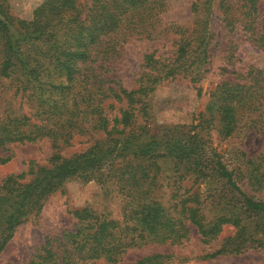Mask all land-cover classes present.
I'll list each match as a JSON object with an SVG mask.
<instances>
[{
    "label": "trees",
    "instance_id": "16d2710c",
    "mask_svg": "<svg viewBox=\"0 0 264 264\" xmlns=\"http://www.w3.org/2000/svg\"><path fill=\"white\" fill-rule=\"evenodd\" d=\"M248 4L254 11V2L248 0ZM164 9L162 0H42L30 19L23 20L11 17L0 0V149L47 140L57 150L73 137L93 140L69 158L54 152L47 169H28L25 175L34 177L27 184L18 182L24 174L0 182V251L26 214L37 211L40 199L63 180L72 176L89 180L91 174L103 171L121 196L122 226L86 207L73 210V229L44 239L27 264H91L98 259L113 264L129 249L150 240L158 244L179 240L188 233L187 225L196 230L202 244L222 226L232 227L229 243L205 257L237 251L238 246L232 245L236 240L250 244L258 241L255 235L264 237V202L245 193L249 188L264 191V168L260 167L264 152L245 161L248 176L242 191L218 159L204 155L195 134L184 136L176 131L164 142L150 132L144 134L142 128L137 135L125 134L135 123V114L145 115L139 96L151 91L157 80L180 74L194 86L206 71L203 67L210 55L204 19H196L190 29L164 23L159 18ZM244 24V30L252 31L244 39L264 52V33H253V22ZM169 38L175 47L173 59L160 64L162 60L154 59L153 53L143 55L146 72L137 89L125 91L109 77L123 43ZM222 73L228 78L208 92L207 118L198 126L211 123L221 138L242 128L263 126L264 67L243 64L236 71ZM193 88L199 95V88ZM9 91L11 98L18 96L32 110V120L10 109V98L3 100ZM112 103L117 114L106 112ZM141 134L148 139H139ZM159 158L171 161L173 173L181 172L178 183H172L177 186L167 208L155 194ZM183 180H190L191 185L182 199L176 198L175 190ZM205 180L208 186L221 184V193L210 196L206 190L200 197L196 186ZM209 197L220 202L227 197L229 215L215 214L207 221L203 211ZM251 223L253 229L246 226ZM166 258L152 254L132 264H160Z\"/></svg>",
    "mask_w": 264,
    "mask_h": 264
},
{
    "label": "rangeland",
    "instance_id": "374dc122",
    "mask_svg": "<svg viewBox=\"0 0 264 264\" xmlns=\"http://www.w3.org/2000/svg\"><path fill=\"white\" fill-rule=\"evenodd\" d=\"M7 13L14 18L28 20L32 10L42 0H2ZM165 9L159 14L164 23H173L190 29L196 19H204L205 33L209 37V59L197 85L191 86L182 75H173V78L157 80L152 84V90L143 96H139L143 104L145 115L135 114V123L129 126L125 134H139L140 128L144 134L152 133L161 142L168 140L174 133L180 132L184 136L197 135V142L204 149V155H213L218 159L232 179L243 191L246 185L248 173L245 168L247 159L258 157L264 152V125L252 128H242L235 131L228 138H221L212 128V124H200L207 118L204 108L208 101V92L214 85L224 78L226 73L236 71L244 65H252L256 68L264 67V52L260 51L254 42L244 39L246 33H252L251 28L244 30V22L254 23L253 33H264V0H252L254 11L248 4V0H162ZM86 3V1H85ZM222 3V4H220ZM203 31V30H202ZM257 37V36H256ZM171 39L151 42L147 40H130L123 43L117 57L111 63L112 73L110 78L117 81L125 91L135 90L142 81L144 71L142 56L153 53V58L159 57L160 64H167L173 59L175 47ZM153 77L154 71H148ZM5 83V82H4ZM149 84V83H148ZM193 87L199 88V95ZM9 91L3 100L10 98L9 107L16 113L31 116L32 110L18 96L11 98ZM113 110L106 111L117 114L112 103ZM202 123V122H201ZM140 129V130H138ZM141 134L139 139L147 138ZM98 139L96 135L94 139ZM93 143L92 139L73 137L67 146L53 150L51 142L40 140L33 143H20L4 145L0 149V182L7 177H15L24 174L18 182L27 184L33 179V175H25L28 169L35 172L37 169H47L49 158L55 152L61 158H69L80 154ZM159 172L156 178L157 201L164 208L172 205L170 197L173 188L172 183H178L180 171L174 172L171 161L162 158L157 159ZM264 168V161L260 164ZM92 176V177H91ZM89 180H82L76 176L68 177L51 192L44 195L39 202L37 211H31L23 221L16 226L4 247L0 251V264H27L32 256L43 244L44 239H54L63 231H71L75 220L70 212L81 208L90 209L95 215L105 220L116 222L122 226V200L117 189L111 181H108L105 173L92 175ZM205 180L197 184V192L200 197L208 193L220 194L221 184L217 187L208 186ZM191 185V181L183 180L179 189L175 190L176 198H183L185 190ZM195 188L189 190V194ZM211 191V192H209ZM262 192V193H261ZM253 192L247 189L246 194L253 199L264 202V191ZM223 197V196H222ZM175 198V199H176ZM210 198V197H209ZM212 199H214L212 197ZM223 201L211 198L207 200L203 214L206 220L213 215H229L231 210L227 205V197ZM222 200V199H221ZM220 202V203H218ZM179 209L178 206L176 207ZM172 213V209L169 210ZM173 216H175L173 214ZM188 226L186 236L169 243L158 244L150 240L145 245L129 249L113 264H132L144 256L158 254L166 256L160 264H264V237L254 236L257 242L246 244L236 240L237 251L228 252L214 257H205L212 254L223 245L229 243L233 237L231 226L224 225L221 231L210 236L206 244H202L196 230ZM250 229L254 224H247ZM252 227V228H251ZM88 264V263H87ZM91 264H110L103 259L93 261Z\"/></svg>",
    "mask_w": 264,
    "mask_h": 264
}]
</instances>
